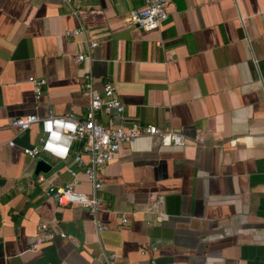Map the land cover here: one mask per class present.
I'll return each mask as SVG.
<instances>
[{
  "label": "crops",
  "instance_id": "0c3cea01",
  "mask_svg": "<svg viewBox=\"0 0 264 264\" xmlns=\"http://www.w3.org/2000/svg\"><path fill=\"white\" fill-rule=\"evenodd\" d=\"M141 5L0 0V264H102L106 254L122 264H264V0H171L154 31L124 23ZM80 29L96 47L74 63L82 37L63 33ZM85 75L99 92L112 83L123 105L116 124L189 138L181 148L155 137L121 145L97 172L94 215L44 196L79 169L71 158L23 155L40 124L9 128L25 115L82 119ZM30 77L45 80L38 100ZM37 161L49 170L36 173ZM76 179L88 195L83 175ZM40 223L54 237L32 252Z\"/></svg>",
  "mask_w": 264,
  "mask_h": 264
},
{
  "label": "built area",
  "instance_id": "2783aa9c",
  "mask_svg": "<svg viewBox=\"0 0 264 264\" xmlns=\"http://www.w3.org/2000/svg\"><path fill=\"white\" fill-rule=\"evenodd\" d=\"M68 2L69 0H64ZM171 0H142L141 7L129 11L124 23L134 26L141 31L159 30L167 19L168 6ZM66 37H82L84 44L83 53L73 56L74 63L90 60L91 52L96 47L95 40L83 29L65 31ZM34 99L38 100L45 86L44 79L28 78ZM83 93L88 98V106L84 111L82 119L73 114L63 116L49 115L39 118L35 115H25L11 119L9 128L16 132H24L35 124H40V136L36 145L32 148L22 149L24 156L35 159L40 153L49 157L66 161L71 158L72 164L79 170L77 172L67 169L66 172L72 177L71 181L64 183L58 188H47L43 191L45 197L53 200L57 206L65 207L75 204L94 215L99 200L95 193L100 187L97 172L112 162L123 144H127L140 137H155L161 146L181 148L189 141L188 136L182 130H161L152 125H143L135 121L116 124L113 117L121 118L123 105L117 97L112 83L105 81L101 91H97L92 84L89 75L84 76L82 85ZM80 143L78 152L71 154L72 145ZM12 146V143H8ZM86 157L87 161L83 158ZM82 174L85 181L90 185L88 195L78 192L76 176ZM126 220L121 219V224ZM98 227L97 230H101ZM54 237L46 223L35 226L34 242L29 250L37 251L46 242ZM59 237H63L59 234ZM154 249L153 245L143 246ZM102 264H122L115 261L113 254H106Z\"/></svg>",
  "mask_w": 264,
  "mask_h": 264
},
{
  "label": "water",
  "instance_id": "95a60500",
  "mask_svg": "<svg viewBox=\"0 0 264 264\" xmlns=\"http://www.w3.org/2000/svg\"><path fill=\"white\" fill-rule=\"evenodd\" d=\"M49 170V166L42 161H37L35 166L36 173H45Z\"/></svg>",
  "mask_w": 264,
  "mask_h": 264
}]
</instances>
